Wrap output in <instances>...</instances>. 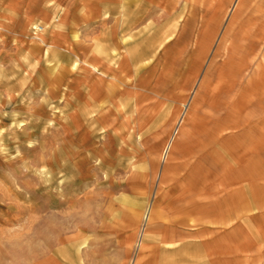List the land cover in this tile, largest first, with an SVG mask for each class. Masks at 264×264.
Masks as SVG:
<instances>
[{
    "label": "rangeland",
    "instance_id": "obj_1",
    "mask_svg": "<svg viewBox=\"0 0 264 264\" xmlns=\"http://www.w3.org/2000/svg\"><path fill=\"white\" fill-rule=\"evenodd\" d=\"M9 2L0 0L9 8L0 16V264H191L197 252L180 249L189 240L180 234L207 223L222 237L237 235L226 242L258 248L251 264H264V0H241L232 14L234 0H147L136 31L155 20L176 33L138 59V105L94 129L88 68L74 66L66 42L51 49L31 41L41 32L50 41L41 24L53 18L68 15L67 31L78 2ZM96 9L82 8L92 16ZM111 11L105 27L116 16L126 25L137 17L134 0H115ZM73 36L86 59L98 44L114 47L107 33L89 42ZM130 39L126 48L137 51V36ZM167 107L180 111L175 121H190L164 161L176 134ZM172 232L180 242L167 251Z\"/></svg>",
    "mask_w": 264,
    "mask_h": 264
},
{
    "label": "crops",
    "instance_id": "obj_2",
    "mask_svg": "<svg viewBox=\"0 0 264 264\" xmlns=\"http://www.w3.org/2000/svg\"><path fill=\"white\" fill-rule=\"evenodd\" d=\"M82 1V0H81ZM115 0H83L82 3L78 2L77 0H71L72 7L75 6L78 2V8L77 11H75V15L73 16L72 21H69V26L67 27L68 30L66 31V22L68 15L64 16L63 18H53L48 25H44L45 29V37L46 35L49 36L50 41L45 40V42H34L32 39L31 41L34 43H40V45H48L51 47V49L59 47L56 46L55 43H58L59 45L63 43H67V47L63 48L66 51L69 50V52H73L74 56L76 57V62L74 66L78 68V66H86L88 68V71L90 72V88L93 89L92 96L90 97V101H92V105L97 109V117L93 118V129L100 125H104V121L106 118H108L109 115H118L119 111L122 110V108L126 107H132L137 106V101L135 100L134 96L131 95L133 85L136 84V82L139 80V82L143 81L139 77L141 76V68L138 64V59L141 57L143 52H146L148 50H151L153 47L155 48L156 43H158V38L163 39V42H167V40L170 38V36L173 33H176L177 26L173 27L175 28L174 31L170 34L169 30L166 31L157 25V21L153 20L148 22V24L141 27V30L136 31L137 27L145 20L147 15L149 14V8L147 7V0H134V7H136V13L137 17L135 16L134 19H132L129 25L121 24V20L116 16L114 19H112V25L110 26H104L103 22L104 20L109 19L112 3ZM216 1V0H215ZM241 0H234L231 7L228 9L227 13H234L235 9L237 8V3H239ZM16 2V0H10L9 6H12V4ZM23 2V1H22ZM21 2V3H22ZM43 3H46L45 0ZM70 5H67L69 7ZM76 6V7H77ZM84 6H88L89 8L92 7L96 9L97 14L92 16L85 12V10H82ZM5 5L4 7H1L0 9V16H4L5 14L9 12V8ZM71 7V8H72ZM124 7V10L126 11V7ZM6 9V10H5ZM65 12H68V8H64ZM72 11V10H71ZM234 11V12H233ZM123 14V13H122ZM126 14V12L123 14V16ZM248 14V12H247ZM227 15V14H226ZM43 19L45 16L41 15ZM19 13L14 15L13 19L14 21L18 20ZM4 18V17H3ZM51 18V11L48 15V19ZM7 19V18H6ZM46 19V18H45ZM65 25V26H64ZM213 26V25H212ZM221 28V27H220ZM219 28V29H220ZM218 31H216V37L215 43H214V52L216 53L220 43L217 42L218 37ZM205 30V28H204ZM81 34L84 35L82 38L85 42H89L94 39H99L102 34H109L108 39L112 40V43L114 44V47H110L107 49L104 47V45L98 44L95 49L93 50L91 59H86L84 56H87L85 53L80 52L81 44L78 43L77 39L73 35L75 34ZM139 33V36L137 35ZM63 34H69L71 35V38L69 40H65L63 37ZM205 31L204 33H201L200 36L197 38V48L194 52L193 59L197 60L200 55H202V47L205 45ZM213 34H215V29L213 26ZM170 35V36H168ZM132 36H137L138 41V50L136 51L135 48H126V41L130 42V38ZM215 36V35H214ZM102 38V37H101ZM65 40V41H64ZM136 41V38H135ZM75 43V44H74ZM212 43V42H211ZM210 43V44H211ZM126 45V46H125ZM125 46V48H124ZM153 46V47H152ZM210 46V45H209ZM64 47V46H61ZM152 47V48H151ZM82 55V56H81ZM101 55H107L106 56V62H102L100 56ZM90 59V60H89ZM122 61V62H120ZM202 80V79H201ZM204 82L202 87L206 85V82H208L205 77L203 78ZM100 94V95H99ZM87 98V96H86ZM88 99V98H87ZM100 99L102 102H100ZM186 103H183L182 106H185ZM81 107V104L78 105ZM181 106V107H182ZM169 109L170 113V123L174 121L178 123V120L175 121L177 118L178 110H174L167 107ZM102 115V116H101ZM180 119H186L183 124H188V121H190V116L186 117L185 114H182ZM97 124V125H96ZM168 125V124H167ZM80 128H83L80 126ZM79 126H77L76 129L81 130ZM92 127H85V129H89ZM185 128V127H184ZM166 145V144H165ZM171 156V154H170ZM167 161V160H166ZM184 190V189H182ZM172 193L175 194H184L185 191H174ZM173 200H180L179 195L175 197H171ZM193 201L200 199L198 194L193 195L192 197ZM175 202V201H174ZM168 205V203H166ZM196 204V203H195ZM169 206V205H168ZM149 210V217L150 218V212L152 209L151 207H147L145 211ZM145 214V212H144ZM199 215L202 214L201 211L198 212ZM198 216L197 221L201 218V216ZM210 215L211 212L207 213V217L213 219ZM213 216V215H212ZM144 219V215H143ZM147 219V220H148ZM152 221V219H151ZM212 222V221H211ZM201 222H198V225ZM210 224V225H209ZM202 224L201 227L196 226L195 229H188L184 231V233L180 234V236H185L189 240L185 241L184 244H181L180 249L189 247L194 248L197 252L196 255L198 260L191 261V264H221L222 260H225L227 258H230V260L237 264H251V259L254 257H257L259 255V249L255 248V246H250V243H242L237 242V240H232L230 242H226L228 236H237L233 232L229 235H225V237H222V234H218V230L216 227L213 226L212 223ZM177 227L176 225L173 226L172 231H176L174 229ZM198 227V228H197ZM172 232L171 236L166 235V243H172L173 247L175 244L180 242L179 240H176L178 236ZM176 233V232H175ZM123 242L128 241V236L125 237L126 233L123 232ZM131 235V234H130ZM174 237V239H173ZM232 238V237H231ZM176 240V241H175ZM121 241V239L119 240ZM166 250H170L171 245H167ZM141 247V246H140ZM139 249L137 250H140ZM169 249V250H168ZM174 250V249H173ZM204 256V258H201ZM224 258V259H223ZM230 263V262H229Z\"/></svg>",
    "mask_w": 264,
    "mask_h": 264
},
{
    "label": "bare ground",
    "instance_id": "obj_3",
    "mask_svg": "<svg viewBox=\"0 0 264 264\" xmlns=\"http://www.w3.org/2000/svg\"><path fill=\"white\" fill-rule=\"evenodd\" d=\"M236 10V9H235ZM234 10V11H235ZM233 11V12H234ZM209 36V35H208ZM41 37H43V32H41L40 34L39 33H37V35L36 36H33L32 38H33V41L35 40V41H37V40H40L42 43L44 42V40H43V38H41ZM46 40V39H45ZM186 119H180L179 118V120H178V123H176L175 124V129H174V133L173 134H175V136H174V138L173 137H171V139L166 143V145H165V147H164V149H163V151H162V158H163V160L164 161H166L167 160V157H168V154H169V152L171 151V149H174L175 147H176V144L175 145H173V143H174V140H175V138H176V136H177V134H178V132L181 130H183L184 129V127H186V125L185 124H183L184 123V121H185ZM190 120V119H189ZM78 130V129H77ZM172 134V135H173ZM180 135V134H179ZM81 136H83V135H81ZM173 138V139H172ZM178 144V143H177ZM173 147V148H172ZM148 213H149V210L148 211H146V213L144 214V220H146L147 221V219H148V217H149V215H148Z\"/></svg>",
    "mask_w": 264,
    "mask_h": 264
},
{
    "label": "built area",
    "instance_id": "obj_4",
    "mask_svg": "<svg viewBox=\"0 0 264 264\" xmlns=\"http://www.w3.org/2000/svg\"><path fill=\"white\" fill-rule=\"evenodd\" d=\"M39 27H40V28H39ZM39 27H38V29H37L38 31H40V30H41V28H42L41 26H39Z\"/></svg>",
    "mask_w": 264,
    "mask_h": 264
}]
</instances>
